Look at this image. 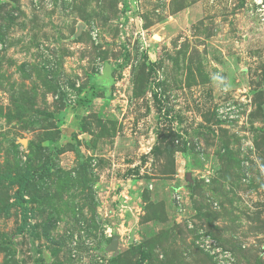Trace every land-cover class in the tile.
<instances>
[{"label":"rangeland","instance_id":"obj_1","mask_svg":"<svg viewBox=\"0 0 264 264\" xmlns=\"http://www.w3.org/2000/svg\"><path fill=\"white\" fill-rule=\"evenodd\" d=\"M0 264H264V0H0Z\"/></svg>","mask_w":264,"mask_h":264},{"label":"trees","instance_id":"obj_2","mask_svg":"<svg viewBox=\"0 0 264 264\" xmlns=\"http://www.w3.org/2000/svg\"><path fill=\"white\" fill-rule=\"evenodd\" d=\"M35 174V172L33 170H25L24 172V176H23V181L20 184V187L18 188V190L16 191V196L18 198H22L21 195V189H23L25 186H27V184L29 183L30 178Z\"/></svg>","mask_w":264,"mask_h":264}]
</instances>
